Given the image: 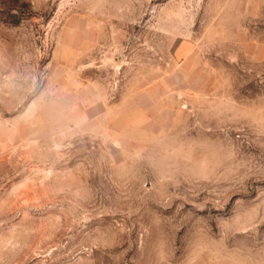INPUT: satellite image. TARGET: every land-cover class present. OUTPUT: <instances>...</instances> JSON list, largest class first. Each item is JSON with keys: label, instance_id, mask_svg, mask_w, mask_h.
Here are the masks:
<instances>
[{"label": "rangeland", "instance_id": "1", "mask_svg": "<svg viewBox=\"0 0 264 264\" xmlns=\"http://www.w3.org/2000/svg\"><path fill=\"white\" fill-rule=\"evenodd\" d=\"M0 264H264V0H0Z\"/></svg>", "mask_w": 264, "mask_h": 264}]
</instances>
